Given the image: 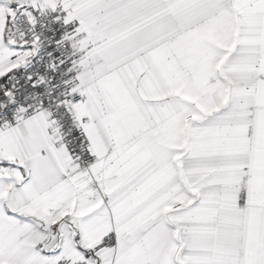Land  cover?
I'll use <instances>...</instances> for the list:
<instances>
[{
    "label": "snow or ice",
    "instance_id": "1",
    "mask_svg": "<svg viewBox=\"0 0 264 264\" xmlns=\"http://www.w3.org/2000/svg\"><path fill=\"white\" fill-rule=\"evenodd\" d=\"M0 264H264V0H0Z\"/></svg>",
    "mask_w": 264,
    "mask_h": 264
}]
</instances>
